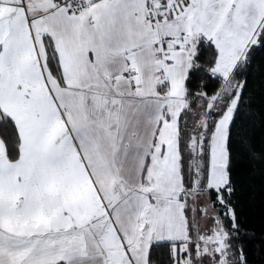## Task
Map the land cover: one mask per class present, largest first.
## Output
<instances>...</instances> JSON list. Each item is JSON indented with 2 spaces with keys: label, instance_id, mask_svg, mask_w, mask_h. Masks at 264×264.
<instances>
[{
  "label": "snow or ice",
  "instance_id": "obj_1",
  "mask_svg": "<svg viewBox=\"0 0 264 264\" xmlns=\"http://www.w3.org/2000/svg\"><path fill=\"white\" fill-rule=\"evenodd\" d=\"M257 48L264 0H0V264H252Z\"/></svg>",
  "mask_w": 264,
  "mask_h": 264
},
{
  "label": "trees",
  "instance_id": "obj_2",
  "mask_svg": "<svg viewBox=\"0 0 264 264\" xmlns=\"http://www.w3.org/2000/svg\"><path fill=\"white\" fill-rule=\"evenodd\" d=\"M247 79L249 82V94L253 95L256 105L253 106L252 119H248V112H241V121L238 122L237 129L241 136L248 132L255 133L254 144L256 148L264 147V128L261 127L259 104L261 95L264 94V48H257L254 52V58ZM245 109L248 105L246 104ZM237 166L236 179L239 185V191L236 199L240 204L241 218L246 225L245 245L248 249V255L252 264H264V253L261 248L264 247V177L259 172L253 171V166L248 162L247 155L240 144H237Z\"/></svg>",
  "mask_w": 264,
  "mask_h": 264
}]
</instances>
